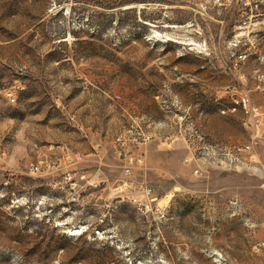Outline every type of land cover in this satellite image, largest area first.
Instances as JSON below:
<instances>
[{"label":"rangeland","instance_id":"obj_1","mask_svg":"<svg viewBox=\"0 0 264 264\" xmlns=\"http://www.w3.org/2000/svg\"><path fill=\"white\" fill-rule=\"evenodd\" d=\"M263 67L264 0H0V264H264V168L185 162L193 127L252 140L229 108L264 105ZM136 124L150 141L116 143ZM128 155L143 160L125 178ZM143 183L164 220L130 201Z\"/></svg>","mask_w":264,"mask_h":264},{"label":"built area","instance_id":"obj_2","mask_svg":"<svg viewBox=\"0 0 264 264\" xmlns=\"http://www.w3.org/2000/svg\"><path fill=\"white\" fill-rule=\"evenodd\" d=\"M248 58L246 52H242L237 56L238 62H245ZM257 80V89L264 91V70L258 69L255 72ZM227 88L231 89V86ZM8 95L14 101L15 97L12 92ZM241 109L245 114L252 116L255 121V132L252 140L247 144L236 145L234 147L223 146L218 142L211 141L208 136L198 128H191L188 141V155L185 162L192 166L195 174L206 176L212 169L221 170H240L254 166L260 169L259 165H252L255 158L251 156L254 144L258 143L260 138V126L264 122V105L253 104L249 93H241L234 99L233 105L229 110L236 111ZM225 112L226 110L223 109ZM153 134L146 130L142 125H133L130 129L120 132L116 137V143L129 146L139 145L148 142L152 139ZM250 156V157H249ZM122 164L123 174L125 178H130L134 175V167L136 163L143 160L142 156L128 155ZM42 166L37 163L34 164L33 169L40 171ZM63 181L70 187V197L72 200H78L79 195L76 189L77 180L76 174L71 169L63 172ZM93 185H99V180H90ZM124 186H121V190ZM130 201L135 202L137 206L141 207V214L145 217L152 216L155 220H164L168 213L167 204H161L162 199L159 198L153 186L143 183L140 189L130 195ZM256 251L264 249V242L254 246Z\"/></svg>","mask_w":264,"mask_h":264},{"label":"crops","instance_id":"obj_3","mask_svg":"<svg viewBox=\"0 0 264 264\" xmlns=\"http://www.w3.org/2000/svg\"><path fill=\"white\" fill-rule=\"evenodd\" d=\"M264 68V67H263ZM263 93H264V91H262ZM264 140V122L261 124V126H260V138H259V140H258V144L259 143H261V140ZM261 168L263 167L264 168V164H262L261 166H260Z\"/></svg>","mask_w":264,"mask_h":264},{"label":"bare ground","instance_id":"obj_4","mask_svg":"<svg viewBox=\"0 0 264 264\" xmlns=\"http://www.w3.org/2000/svg\"><path fill=\"white\" fill-rule=\"evenodd\" d=\"M140 210H141V207L137 206ZM76 230V229H75ZM78 233V232H77Z\"/></svg>","mask_w":264,"mask_h":264}]
</instances>
